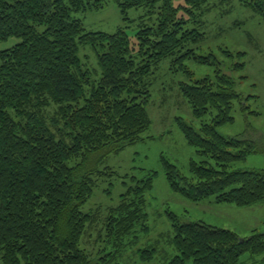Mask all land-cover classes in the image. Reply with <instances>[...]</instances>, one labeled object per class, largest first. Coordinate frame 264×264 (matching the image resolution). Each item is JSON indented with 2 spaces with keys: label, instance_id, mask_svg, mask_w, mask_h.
I'll return each mask as SVG.
<instances>
[{
  "label": "trees",
  "instance_id": "trees-1",
  "mask_svg": "<svg viewBox=\"0 0 264 264\" xmlns=\"http://www.w3.org/2000/svg\"><path fill=\"white\" fill-rule=\"evenodd\" d=\"M113 1L122 22L130 10L146 9L133 37L127 26L113 33L84 28L77 14L98 11L105 0H0V41L19 39L0 51L2 264H120L139 240L136 233L149 231L145 193L155 171L143 179L130 177L115 205L89 212L80 207L102 177L115 174L98 163L143 139L152 122L150 77L160 62L171 58L174 71L189 78L187 59L217 65L212 53L196 52L204 33L191 27L212 0H183L178 6L173 0ZM239 3L264 20V0ZM85 46L95 52L96 67L79 55ZM190 79L178 83V92L193 117L209 119L197 130L175 120L203 158L189 161V175L162 158L170 191L194 203L244 208L264 202V169H233L261 146L217 131L233 121L235 103L248 108L250 96L240 94L219 69L213 77ZM167 216L175 254L159 264H264V233L253 229L240 236L203 221L181 222L169 211ZM90 241L102 246L95 257L85 246ZM246 253L254 260L241 263Z\"/></svg>",
  "mask_w": 264,
  "mask_h": 264
},
{
  "label": "rangeland",
  "instance_id": "rangeland-1",
  "mask_svg": "<svg viewBox=\"0 0 264 264\" xmlns=\"http://www.w3.org/2000/svg\"><path fill=\"white\" fill-rule=\"evenodd\" d=\"M183 2L173 0V4L177 6ZM204 9L200 22L191 24V27L204 33V39L197 45L196 52L212 53L217 65H201L193 59L185 60L184 64L191 71L190 78L193 79L205 75L213 77L219 69L234 80L240 94L250 96L245 103L248 108L242 110L241 105L235 103L231 113L233 121L219 126L217 131L225 137L254 140L261 146L260 152L249 154L245 161L236 163L233 169H264V20L242 6L239 0H212ZM144 14L145 8L132 9L128 12L129 20L122 22L116 3L105 0L102 9L77 16L82 19L86 30L113 33L118 27L127 26L128 34L133 37L140 23L139 16ZM148 17L144 16L142 20L150 24ZM17 42L19 39L16 37L0 41V51ZM225 51L232 55H227ZM237 52H244V55L239 56ZM79 55L90 66L96 67V55L91 47H81ZM237 64L244 66L239 67ZM190 78L181 70L174 71L171 58L160 62L150 77L152 103L148 106V111L152 122L141 135L143 139L117 154H109L98 163L100 170L109 167L115 174L112 177H102L94 187L92 196L80 207L81 211L89 212L97 207L115 205L120 194L131 184L130 177L143 179L149 172H156L152 187L145 193L149 231L136 233L139 240L124 251L119 258L120 264H159L175 254L168 242L172 236L168 211L175 214L181 222L203 221L233 230L240 236L250 235L253 229L264 233V202L244 208L228 204L215 206L218 204L194 203L171 192L168 187L162 158L174 164L184 175H189L188 164L192 158L196 161L203 158L186 143L175 120L176 117L182 118L197 130L201 122L209 119L208 115L200 119L193 117L188 104L178 92V83L190 82ZM85 246L87 252H92V257L102 247L94 243L91 246V241L86 242ZM85 246L80 242L81 248ZM151 246L155 249L153 255H149L147 251ZM248 259L251 258L247 253L240 256L241 263ZM253 260L252 258L251 261Z\"/></svg>",
  "mask_w": 264,
  "mask_h": 264
},
{
  "label": "crops",
  "instance_id": "crops-1",
  "mask_svg": "<svg viewBox=\"0 0 264 264\" xmlns=\"http://www.w3.org/2000/svg\"><path fill=\"white\" fill-rule=\"evenodd\" d=\"M215 206H220V205H215ZM229 206H231V205H229ZM228 208H231V207H228ZM219 227H222V228H224L223 226H219Z\"/></svg>",
  "mask_w": 264,
  "mask_h": 264
}]
</instances>
